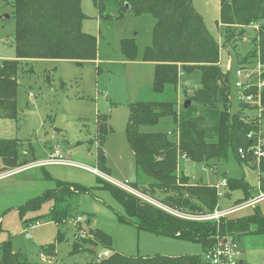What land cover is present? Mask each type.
Segmentation results:
<instances>
[{
  "label": "trees",
  "instance_id": "16d2710c",
  "mask_svg": "<svg viewBox=\"0 0 264 264\" xmlns=\"http://www.w3.org/2000/svg\"><path fill=\"white\" fill-rule=\"evenodd\" d=\"M92 2L100 16L110 17L105 13L104 0ZM118 4L120 14L130 11L136 15L154 17L152 40L144 48L143 60L154 64L151 89L163 95L162 98L136 100L129 104L127 140L134 154L137 172L141 173L140 177L151 180L153 190L143 189L137 184L139 181L127 182L132 189L130 191L108 183L104 189L123 208L124 217L120 218L121 221L132 222L137 228L158 235L199 243L202 251L212 247L219 237L232 236L238 239L248 234H264V214L261 215L258 209L251 214L232 218L223 216L218 220L184 218L168 211L202 216L216 209L218 198L214 185L179 174L178 158L184 154L193 162L215 165L232 150L239 160L237 149L247 148L251 144L252 140L246 134L256 130L257 118L245 119L248 108L243 104L239 105L236 112L230 111L228 104L231 102L232 80L229 71L223 70L219 64L222 47L206 29L202 16L194 8L193 0H118ZM11 5L15 22L14 58L0 59V118L6 119L17 117V71L22 63L29 64L32 69V63L39 59H69L81 63L93 61L97 56L96 36L82 29L86 16L81 9V0H13ZM251 23H258L257 29L252 28L254 47L249 48L236 65L254 61L257 57L264 63V0H219L217 24L221 26L220 33L225 42L231 39L237 42L243 36L245 27ZM136 49L133 38L121 39V50L127 58L134 59ZM194 71H198V82L191 93H185V99L178 109V88L183 91L187 89L183 78ZM181 77L183 82H179ZM187 100L189 104L185 105ZM261 104L264 111V90ZM162 118L171 120L173 136H170L172 132L143 129L156 125ZM110 130L105 118L98 115L96 135L100 144ZM18 145L17 138L0 139V162L4 169L15 168L23 163L18 161ZM98 151L96 164L105 169V152ZM257 167L260 172L259 194H264V176L261 174L264 172V156L258 161ZM225 178L226 196L231 189H239L246 199L250 188L248 184L243 179ZM158 190L164 195L154 194ZM83 191V187L56 180L53 189L28 199L18 208L20 217L22 219L24 213L38 210L43 203L50 201L51 206L45 217L57 224L63 223L67 220L75 195ZM147 192H151L162 207L142 200L141 196L144 197ZM245 201L248 199L238 203ZM22 222L25 225L27 223L26 220ZM87 230L96 241L110 242V236L102 230L91 226ZM83 241L86 243V240ZM53 247V242L41 245L39 254L44 255L42 252H45L49 255ZM83 250L95 253L86 244L73 242L72 251ZM0 264L56 263L45 259L27 260L20 252L13 250L8 238L0 243ZM93 264L205 262L201 253L143 257L114 252Z\"/></svg>",
  "mask_w": 264,
  "mask_h": 264
},
{
  "label": "rangeland",
  "instance_id": "374dc122",
  "mask_svg": "<svg viewBox=\"0 0 264 264\" xmlns=\"http://www.w3.org/2000/svg\"><path fill=\"white\" fill-rule=\"evenodd\" d=\"M12 1L0 0V59L14 58L15 22L12 17ZM104 2L105 13L110 17L100 16L92 0H81V9L86 16L82 29L97 38L95 60L77 63L69 59H39L32 63V69L29 64L22 63L17 71V117L12 119L14 123L9 129L13 135L0 139L19 140L18 161L23 163L15 168L5 169L0 164V175L4 174L0 177V243L10 238L13 250L20 252L27 260L45 259L56 264H93L103 259L98 256L106 249L110 254L119 252L143 257L156 254L198 255L202 253L199 243L158 235L139 229L132 222L121 221L120 218L124 217L122 206L104 189L108 183H112L130 191L132 189L128 184L118 185L115 182L139 181L137 184L143 189L153 190L151 180L140 177L141 173L137 172L134 154L126 136V125L130 103L163 97L151 89L154 64L143 60L144 48L152 40L154 17L148 14L136 15L130 11L120 14L118 0ZM193 5L202 16L208 32L222 47L219 57L221 68L226 70L230 61L229 74L232 80L236 62L249 48L254 47L252 28L257 29L258 23L245 27L243 36L237 42L233 39L225 42L221 37V26L217 24L219 0H193ZM125 37L133 38L136 43L137 53L134 59L127 58L121 50V39ZM198 77V71H194L190 76L179 79V82H183L182 78L186 80L187 89L183 91L178 88V109L185 99V93L189 94L195 88ZM230 99L228 107L231 112H236L239 104L232 97ZM245 113L243 114L247 120L255 119L257 115V111L252 108H248ZM263 113L262 110V118ZM98 115L103 116L111 128L102 144L96 135ZM143 129L172 132L170 136L174 133V126L169 118H162L156 125L145 126ZM56 146H59L58 149L66 160L78 165L47 164L5 175L6 172L22 168L28 162V165L34 163L36 166L40 164L37 161L48 160ZM97 149L105 152V169L96 164ZM238 158L239 160L232 150L215 165L186 161L179 157L177 169L179 174L209 185L218 184L225 176L243 179L250 187L246 199L241 190L231 189L227 196L220 198V208H232L242 200L260 199L228 216L232 218L251 214L255 209L263 215L264 195L260 198L258 190L259 169L254 158L241 157L239 154ZM80 165L94 168L97 173ZM56 180L85 188V191L75 195L72 200L67 220L57 224L45 217L51 206L50 201L43 203L38 210L24 213L21 219L18 208L28 199L53 189ZM223 191L227 193V189ZM150 193L147 192L141 199L160 206ZM156 193L164 195L160 190L154 194ZM168 211L172 213V210ZM77 216L83 218L79 224L76 222ZM23 220H26V225ZM88 226L108 234L110 242L96 241L88 233ZM81 230L83 235L79 233ZM58 233L61 237L59 240ZM83 239L86 243H83ZM74 241L86 244L95 253L88 250L72 251ZM52 242L53 252L49 255L42 252L44 255L40 257L41 245Z\"/></svg>",
  "mask_w": 264,
  "mask_h": 264
},
{
  "label": "built area",
  "instance_id": "2783aa9c",
  "mask_svg": "<svg viewBox=\"0 0 264 264\" xmlns=\"http://www.w3.org/2000/svg\"><path fill=\"white\" fill-rule=\"evenodd\" d=\"M231 63H227V70L230 71ZM231 97L239 105H244L245 108H252L257 111V127L256 130L249 131L246 137L252 140L251 144L247 148L240 147L237 149L238 154L241 157L254 158L256 166H258V161L264 156V119L260 117L263 110L261 104V94L264 90V63H262L257 57L254 61H249L244 64H237L232 70V82H231ZM171 134V132H168ZM181 159L189 161L190 158L182 154L179 156ZM44 164H64V165H78L69 160H66L61 151L55 149L48 160L43 161ZM81 167L91 171L92 173H97L96 169L89 168L83 165ZM214 168V167H213ZM264 176V172L261 173ZM4 175V174H3ZM3 175H0L3 176ZM115 183H126L118 182ZM116 185V184H115ZM119 185V184H118ZM122 185V184H121ZM216 189V196L218 198V204L213 213L205 214L202 216H193L184 213L173 212V214L190 219L198 220H218L220 217L228 216L246 206L252 205L257 200H250L242 204H237L236 206L228 209L220 208V198L226 196V192L223 191L227 189V179L222 178L219 183L214 184ZM260 198L264 194H260ZM83 221L82 216L76 217V222L79 224ZM38 224V223H36ZM82 230L79 232L81 233ZM83 235V233H81ZM110 254L108 249L104 250L98 258L107 257ZM43 257V254L39 255ZM201 258L205 264H240L239 259V243L236 238L232 236H223L217 239V242L210 248L203 250L201 253Z\"/></svg>",
  "mask_w": 264,
  "mask_h": 264
},
{
  "label": "crops",
  "instance_id": "0c3cea01",
  "mask_svg": "<svg viewBox=\"0 0 264 264\" xmlns=\"http://www.w3.org/2000/svg\"><path fill=\"white\" fill-rule=\"evenodd\" d=\"M13 123L14 122H12V119H6V118L0 119V137H7V136H10V134H12L9 131V129H11V126ZM56 147L54 148V150L58 149L59 146H56ZM28 163L27 165L23 166L20 169H17L16 171L12 170L9 173L6 172L5 175H9L11 173L19 172V171L20 172L25 171L27 169H31V168L38 167V166H47V164L45 165L41 161H37V163H40V164H37L36 166L34 165V163L29 164V165ZM0 168H1V165H0ZM237 241L239 243L240 264H264V234H254V235L248 234V236L245 235V236L238 238ZM253 243H255V245H252Z\"/></svg>",
  "mask_w": 264,
  "mask_h": 264
},
{
  "label": "water",
  "instance_id": "95a60500",
  "mask_svg": "<svg viewBox=\"0 0 264 264\" xmlns=\"http://www.w3.org/2000/svg\"><path fill=\"white\" fill-rule=\"evenodd\" d=\"M126 7L129 8L128 4L126 5ZM5 17L8 18V15H6ZM188 104H189V101L187 100V101L185 102V105H188Z\"/></svg>",
  "mask_w": 264,
  "mask_h": 264
}]
</instances>
